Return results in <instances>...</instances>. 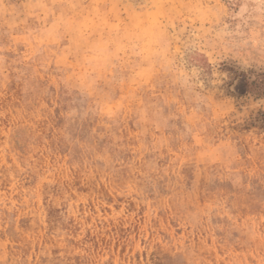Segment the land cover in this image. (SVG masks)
<instances>
[{
  "label": "rangeland",
  "instance_id": "obj_1",
  "mask_svg": "<svg viewBox=\"0 0 264 264\" xmlns=\"http://www.w3.org/2000/svg\"><path fill=\"white\" fill-rule=\"evenodd\" d=\"M264 0H0V264H264Z\"/></svg>",
  "mask_w": 264,
  "mask_h": 264
},
{
  "label": "trees",
  "instance_id": "obj_2",
  "mask_svg": "<svg viewBox=\"0 0 264 264\" xmlns=\"http://www.w3.org/2000/svg\"><path fill=\"white\" fill-rule=\"evenodd\" d=\"M261 115L264 116V113H262Z\"/></svg>",
  "mask_w": 264,
  "mask_h": 264
}]
</instances>
